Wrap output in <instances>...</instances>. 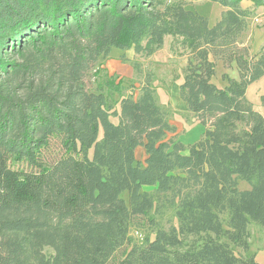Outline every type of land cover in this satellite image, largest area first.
I'll return each instance as SVG.
<instances>
[{"label":"trees","instance_id":"trees-1","mask_svg":"<svg viewBox=\"0 0 264 264\" xmlns=\"http://www.w3.org/2000/svg\"><path fill=\"white\" fill-rule=\"evenodd\" d=\"M187 1L225 11L211 27ZM260 8L264 0H0V264H259L248 253L250 226L264 228V116L246 95L264 76V49L252 57L243 38ZM167 37L188 55L180 98L206 128L188 147L152 73L138 93L108 74L95 91L85 82L113 49L127 63L128 51L152 57ZM217 62L235 64L239 80L213 84ZM53 140L63 154L48 164ZM167 210L170 230L156 220ZM142 227L153 233L138 244L131 232Z\"/></svg>","mask_w":264,"mask_h":264},{"label":"rangeland","instance_id":"rangeland-1","mask_svg":"<svg viewBox=\"0 0 264 264\" xmlns=\"http://www.w3.org/2000/svg\"><path fill=\"white\" fill-rule=\"evenodd\" d=\"M186 3L190 10H194L199 15L207 17L211 27H214L218 23L222 13L225 11L219 4L208 1L195 3L187 1ZM256 19H259L260 22H256ZM254 40H256L255 44L253 43ZM243 43L250 48L252 57L259 55L264 49V8L257 10L255 16L250 20L249 30L243 38ZM130 53L132 54V58H130V62L125 63L120 58L124 52L118 48L113 49L110 58L103 65L101 71H93L87 75L85 79L87 88L90 91L99 89L103 84V78L108 74L111 77L118 78L117 81L122 79L124 87L127 88L124 94L133 89V86L136 93H138L141 84L144 83L148 74L152 73L160 103L168 111L170 122L177 127L178 135L176 140L178 139L179 142L187 147L197 143L206 132V128L196 121L192 114L188 113L186 104L180 98V86L184 80L183 71L188 62L187 53L180 48L172 37H167L164 47L152 57H138L134 51H130ZM134 64L141 66V75H137ZM216 65V75L213 77L212 82L219 88H226L229 85V80H239V72L235 64L231 68H227L222 62H217ZM131 81H133L134 85H132ZM246 96L249 102L254 105L255 110L264 114L262 106L264 76L248 87ZM115 122L117 123L118 121L116 120ZM62 154L61 144L57 140H53L50 146L44 150L43 159L48 164H52ZM184 154H188V149ZM92 155L93 151L90 152L91 158ZM137 157L139 160L145 161L146 155L142 147L137 149ZM12 167L15 170L27 169L24 163H13ZM239 189L242 191L249 190L250 185L241 181ZM145 190L149 192L154 191L153 188H145ZM122 197L128 200V193H124ZM156 220L159 223V227L165 230H170L173 226L177 225V220L171 210H167L163 215L157 216ZM149 233H153L149 228H135L132 230L131 236L136 243L142 244ZM250 235L248 255H255L257 262L264 264V228L253 224L250 226ZM153 238L154 235H152ZM233 249L236 253L245 255L243 250L236 247H233ZM47 253L52 252L48 250Z\"/></svg>","mask_w":264,"mask_h":264},{"label":"crops","instance_id":"crops-1","mask_svg":"<svg viewBox=\"0 0 264 264\" xmlns=\"http://www.w3.org/2000/svg\"><path fill=\"white\" fill-rule=\"evenodd\" d=\"M245 6H247V7H251V5L250 4H246ZM259 10V9H258ZM256 22H260V20L259 19H256ZM254 44L256 43V40H254V42H253ZM127 55V58L129 59V60H131L130 58H132V54L130 53V51H128L127 53H126ZM106 64V63H105ZM257 112H259V111H257ZM260 114H262L261 112H259ZM263 116H264V114H262Z\"/></svg>","mask_w":264,"mask_h":264}]
</instances>
